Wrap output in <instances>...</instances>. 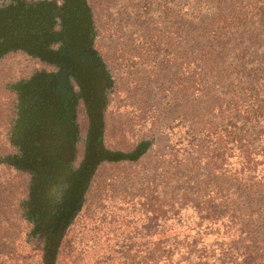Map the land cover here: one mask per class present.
Returning a JSON list of instances; mask_svg holds the SVG:
<instances>
[{
	"label": "trees",
	"instance_id": "16d2710c",
	"mask_svg": "<svg viewBox=\"0 0 264 264\" xmlns=\"http://www.w3.org/2000/svg\"><path fill=\"white\" fill-rule=\"evenodd\" d=\"M6 2L0 0V6ZM240 2L183 0V21L184 16L189 20L182 26L185 74L173 98L176 114L169 116L171 102L143 111L152 121L147 124L151 143L159 142L152 160L150 142H144L135 160L95 164L80 203L101 163L127 161L128 167L115 169L102 190L97 188V194L106 192L107 209L96 222L79 228L75 259L103 230L104 242L112 244L100 250L102 264L109 256L117 264H264V26L259 21L264 11ZM17 22L19 29L25 27L21 17ZM2 45L0 52L36 60L31 52ZM40 63L35 64L47 67ZM104 100L98 140L108 153L102 148ZM17 111L7 137L12 149L0 153V164L24 174L20 216L37 243L46 246V219L34 204L29 168L35 144L25 134L29 113ZM160 131L164 139L155 138ZM15 185L5 179L0 189ZM68 253V243H57L52 264Z\"/></svg>",
	"mask_w": 264,
	"mask_h": 264
},
{
	"label": "rangeland",
	"instance_id": "374dc122",
	"mask_svg": "<svg viewBox=\"0 0 264 264\" xmlns=\"http://www.w3.org/2000/svg\"><path fill=\"white\" fill-rule=\"evenodd\" d=\"M241 1V2H240ZM87 10V26L91 46L102 64L100 86L104 87V136L103 149L108 153L131 154L140 143L150 142L151 152L159 142L151 143L148 122H152L144 110L161 109L170 103L169 116H175L178 105L174 102L180 90L181 77L185 74L180 63L183 45V0H84ZM240 5L254 3L264 11V0H239ZM187 8V6H184ZM186 10V9H185ZM264 26V12L259 17ZM186 36H189L188 34ZM3 39L0 34V48ZM0 153L11 152L8 134L11 132L16 109L26 111L28 101L25 92L32 74L37 70L36 60L24 53L0 52ZM192 72V66L189 64ZM105 84L103 85V81ZM172 94V97L169 95ZM28 95V93H27ZM171 98V99H169ZM180 98V97H179ZM169 99V100H168ZM168 100V101H167ZM151 106V108H148ZM166 113V112H165ZM147 117V118H145ZM144 118V119H142ZM73 148L69 167H75L83 158L84 133L87 122L83 118L75 123ZM163 127V126H162ZM155 130V127L154 129ZM75 132V131H74ZM155 138L164 139V133ZM127 161L101 163L58 243H68L70 253L54 260V264H102L100 250L110 246L104 242L102 232L88 249L75 259L73 248L79 228L96 222L107 209L106 192L97 194L118 168L127 170ZM15 175L17 179H15ZM5 179L17 181L13 188L0 189V264H44L45 244H38L30 227L21 219L17 206L24 174L0 164V182ZM15 184V183H14ZM19 188V189H18ZM95 218L96 220L92 221ZM81 230V229H80ZM102 236V238H101ZM144 248V239L139 241ZM72 250V251H71ZM77 251V250H76ZM106 264H117L112 256Z\"/></svg>",
	"mask_w": 264,
	"mask_h": 264
},
{
	"label": "flooded vegetation",
	"instance_id": "af4514ba",
	"mask_svg": "<svg viewBox=\"0 0 264 264\" xmlns=\"http://www.w3.org/2000/svg\"><path fill=\"white\" fill-rule=\"evenodd\" d=\"M86 16L84 0H55V3L37 0L24 4L20 0H7L0 6L3 43L31 52L39 63L47 66L36 65L37 70L33 72L25 92L28 105L23 112L25 115L29 113V128H26L25 134L35 143L29 155L34 204L42 209L46 219V235L49 222L58 212L69 185L80 171L88 147L90 109L85 90L96 102L100 123L96 141L101 148L98 137L104 100V87L99 85L102 64L92 49ZM19 17L25 25L20 29ZM83 118L87 122L83 158L70 169L74 133L78 135L75 123ZM98 161L91 167L78 206L85 184Z\"/></svg>",
	"mask_w": 264,
	"mask_h": 264
},
{
	"label": "water",
	"instance_id": "95a60500",
	"mask_svg": "<svg viewBox=\"0 0 264 264\" xmlns=\"http://www.w3.org/2000/svg\"><path fill=\"white\" fill-rule=\"evenodd\" d=\"M24 45H26L24 43ZM88 98V106L90 109V135L88 147L85 152L84 160L80 171L75 179L69 185L68 191L60 205L56 215L52 218L47 226V242L44 255V264H52L55 251L57 248L58 239L65 230L68 221L72 218L76 211L80 199V193L83 185L86 182L93 163L97 160L117 161L122 158L135 160L143 151L144 146L137 147L131 154L122 155L120 153H104L99 148L96 141L97 129L99 128V116L96 111V102L91 93L85 90ZM90 95V96H89Z\"/></svg>",
	"mask_w": 264,
	"mask_h": 264
}]
</instances>
